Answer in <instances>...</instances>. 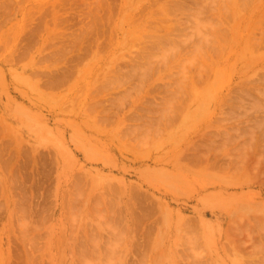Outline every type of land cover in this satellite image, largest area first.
<instances>
[{"label": "rangeland", "instance_id": "1", "mask_svg": "<svg viewBox=\"0 0 264 264\" xmlns=\"http://www.w3.org/2000/svg\"><path fill=\"white\" fill-rule=\"evenodd\" d=\"M191 3L0 0V264H264V174L223 169L246 145L264 166V0L247 60L230 58L232 0ZM166 33L176 41L143 74L139 53ZM223 63L203 111L195 101Z\"/></svg>", "mask_w": 264, "mask_h": 264}, {"label": "bare ground", "instance_id": "2", "mask_svg": "<svg viewBox=\"0 0 264 264\" xmlns=\"http://www.w3.org/2000/svg\"><path fill=\"white\" fill-rule=\"evenodd\" d=\"M137 1L138 0H134V5H136V7H137ZM196 1L197 0H195V4H196ZM255 2L256 1H258V0H254ZM253 0H242V1H240V2H243V4L246 6V9H244L243 11H241V9H240V7H237L238 5H239V2L237 1V0H232V6H233V8L231 9V13H230V21H232V23H231V26L229 27V31H230V35H229V38H228V45L231 47V45H232V41H235V42H237V45H240V46H237L238 47V49H236L237 47H235V49H236V52H235V49L234 50H232V51H234L235 53H234V56L232 55L230 58H232V57H236V58H245L246 60H247V57H246V54L247 53H252V51H253V49H254V46H252V43H251V39L250 38H247V35H248V30H249V24H250V21L252 20V18H254L253 17V13H254V6H255V2H254ZM195 4H193V3H191V5L190 4H188L189 6H190V8H192V7H197V5L195 6ZM257 4V3H256ZM187 5V4H186ZM185 5V6H186ZM194 5V6H193ZM202 5V4H201ZM200 5V6H201ZM192 6V7H191ZM168 7V6H167ZM172 9H173V7L172 6H170ZM170 7H168V8H170ZM135 8V7H134ZM190 8H188V9H190ZM200 8V7H199ZM188 9H187V11H188ZM196 9H198V8H196ZM196 9H194L192 12H191V16L190 17H192L193 19L192 20H195V22H197L196 20L197 19H199L200 17H202V16H200L199 18H198V13L199 12H197V10ZM201 10V9H200ZM256 10V9H255ZM188 13H189V11H188ZM200 14H202V13H200ZM134 16H135V14H134ZM138 17V16H137ZM135 19V18H134ZM191 20V19H190ZM200 20H201V18H200ZM199 20V21H200ZM203 21V20H202ZM201 21V22H202ZM189 22V21H188ZM144 23H145V20H143V19H140V20H138V24H139V26H143L144 25ZM164 23V22H163ZM163 23H161V26H163V28H164V24ZM166 23V22H165ZM163 24V25H162ZM168 25L170 24V23H167ZM197 24V23H196ZM184 25H186V24H184ZM188 25V24H187ZM139 26H137L138 28L137 29H134V34H137V33H141V29H139ZM183 27V26H182ZM187 27V26H186ZM142 28V27H141ZM196 30L198 31V32H202V30H199V26H197L196 25ZM166 29V28H165ZM200 29H202V27H200ZM182 33H184L183 31H181ZM204 32V31H203ZM203 32H202V34H203ZM172 33V32H171ZM166 34H168V33H166ZM170 34V33H169ZM168 34V35H169ZM186 34V33H185ZM201 34V35H202ZM167 35V37L164 39V41H163V39L162 40H160L159 38H160V36H161V34H160V36L158 37V40H157V42H155V47H156V49H152L151 48V50H148L147 51V48H145L146 50H143L142 52H140L139 53V56H138V60H137V62H136V65H137V68L138 69H140L141 71H142V73L144 74V73H146L150 68H151V66H152V64H151V60H152V57L154 56V54L156 53V52H160V55L159 56H161L163 59L165 58V53H164V51L163 52H161L160 51V49H164L165 48V44H167V43H170V42H172V41H176V39H172V37L170 38V36H172V34L171 35H169L168 36ZM137 36H139V35H137ZM199 37V36H198ZM198 37H197V39H198ZM201 37V36H200ZM173 38H174V36H173ZM188 38V37H187ZM178 39V38H177ZM194 39V38H193ZM192 39V40H193ZM196 39V40H197ZM178 40H180L181 41V39H178ZM177 40V41H178ZM191 40V41H192ZM196 40H193V41H195L196 42ZM193 41H192V43H193ZM202 41H203V39H202ZM177 43V42H176ZM176 43H175V48H176ZM191 43V45H193ZM16 44H18V43H16ZM181 44H183V43H179V45H181ZM236 44V43H235ZM152 45V44H151ZM165 45V46H164ZM190 45V46H191ZM203 45V44H202ZM163 46H164V48H163ZM182 46V45H181ZM167 47V46H166ZM173 47V48H174ZM180 47V46H179ZM234 47V46H233ZM158 48H159V50H158ZM172 48V46H171V50L173 49ZM182 48H183V46H182ZM207 48V47H206ZM150 49V48H149ZM166 49V48H165ZM167 49H168V47H167ZM166 49V50H167ZM194 49V48H193ZM233 49V48H232ZM173 50H176V49H173ZM191 50V49H190ZM204 50V49H203ZM231 51V50H230ZM145 52V53H144ZM182 52V51H181ZM180 51H177V55H182V53H181ZM197 52V50L195 49V53ZM203 52V51H202ZM20 53V52H19ZM178 53H180V54H178ZM168 54H170V53H168ZM172 54L173 55H175V52H172ZM183 54H185V53H183ZM232 54V53H231ZM171 55V54H170ZM230 54H228V56H229ZM227 56V57H228ZM155 57V56H154ZM245 59H244V61H245ZM227 60V59H226ZM230 60V59H229ZM229 60H228V62H229ZM233 61H235V59L234 60H232L231 62H233ZM153 63V62H152ZM224 63H226L225 61H224ZM223 63V65H222V67H220V68H218V70L216 71V72H213V73H211V75L209 76V78L206 80L207 81V93H206V95H204L203 97L202 96H200V97H202V98H200L199 96V98L198 99H196V101L195 102H199L200 101V103H199V106H201V109H203V111H205L206 110V107H209L210 105L209 104H211L212 102H215L216 101V90H218V88L221 86V83H222V81H224V76L226 75V73H227V71H228V68H229V66H227V65H225ZM226 64H228V63H226ZM237 65V64H236ZM231 66V65H230ZM228 67V68H227ZM230 71V70H229ZM229 74V73H228ZM230 75V74H229ZM109 82L110 81H108L107 83L109 84ZM113 90H116V92H119V90L118 89H115V88H113ZM129 94V93H128ZM167 97V96H166ZM166 97H164V98H166ZM135 99V98H134ZM136 99H139V97H137ZM167 99V98H166ZM155 101H157V100H155ZM110 107H109V113L111 114L112 113V115L113 114H115V119H117V120H119V119H123L122 117H120L119 116V112H117L116 110H113V107L115 106L117 109L118 108H120V107H122L125 103H126V93H118L117 95H115V96H112L111 97V99H110ZM157 102H160V101H157ZM134 103H136V100H135V102ZM139 103H140V105L139 106H141V107H145V108H147L148 110L150 109V108H152V105H150L151 103H150V101L149 102H145L144 100H140L139 101ZM162 104V103H161ZM196 104V103H195ZM163 105V104H162ZM165 107H166V105H164ZM170 106H171V104H170ZM196 106V105H195ZM198 108V107H197ZM196 109V108H195ZM152 110V109H151ZM263 110V109H262ZM152 112H153V110H152ZM109 113L108 112H106V113H104L105 114V116H106V120L108 121L109 119H110V117H109ZM135 113H136V115L138 116L137 117V119L138 118H142L143 117V115H142V113H144V112H140V111H138L137 109L135 110ZM145 114V113H144ZM147 115H148V113H146ZM164 114V113H163ZM150 115V114H149ZM114 116V115H113ZM113 116H112V118H113ZM145 116V115H144ZM247 116V115H246ZM147 117H149V116H147ZM227 118V117H226ZM152 119V118H151ZM150 119V120H151ZM237 120V119H236ZM86 121V120H85ZM87 122V121H86ZM89 125H91V124H89ZM92 126H94V125H92ZM96 126V125H95ZM95 126L94 127H92V128H95ZM188 126V125H187ZM239 127V126H238ZM256 127V126H255ZM258 127V126H257ZM133 129H134V127H133ZM251 129V128H250ZM224 130H226V129H224ZM258 130V129H257ZM227 131V130H226ZM261 131V130H260ZM228 132H229V134L231 135L232 133H231V131H229L228 130ZM235 132V131H234ZM142 133H144V132H142ZM142 133L140 134V136H139V138L142 136ZM188 134V133H187ZM236 133H234V135H235ZM211 136V135H210ZM226 136H227V134H226ZM240 136V135H239ZM244 136H246V135H244ZM250 136H251V138L253 139V137L254 136H257V134L256 133H254V131H251V133H250ZM249 136V137H250ZM212 138H211V140L213 139V136H211ZM224 137V136H223ZM222 137V138H223ZM261 137V136H260ZM264 137V136H263ZM208 138V137H207ZM215 138V137H214ZM220 138H221V136H220ZM230 138H232V136H229V137H224L222 140H221V145L223 146L222 148V150H221V152L223 153H227V150L225 149L226 147L224 146V144H225V142H227ZM259 138V137H258ZM209 139H210V137H209ZM217 139H218V137L216 138V141L213 139L212 140V143L211 144H209V146H210V148H212V144L214 143V146H216V145H218L217 144ZM243 139H244V137H243ZM244 140H246V139H244ZM255 140H257V139H255ZM255 140H252V141H255ZM209 146H204L205 147V149H206V152L204 153V154H201L200 155V160L201 161H203V159L205 158V164L208 166H210V165H213L214 164V162L213 161H209L208 160V156H209V153H210V148H209ZM240 152V154L237 156V158H235V160L234 161H227L225 164H226V166H224V168L223 169H226V171H227V169H229L230 167H232L234 164V166L236 167V166H238L237 167V169H239L240 171V173H245V175L246 174H248L249 176H247V178L246 177H244V179H246L247 180V182H248V180L250 179L251 181H252V179H251V177L252 178H254L255 180H260L261 179V176H263V174H264V166L259 162V158H258V156H256V152H252L251 151V149L250 148H248V145H246V146H244L243 148H242V150H240V151H238V152H236V153H239ZM232 160V159H231ZM204 164V165H205ZM261 164V165H260ZM215 165V164H214ZM206 167V166H205ZM212 167H214V166H212ZM216 167V166H215ZM214 167V168H215ZM217 167H218V165H217ZM216 167V168H217ZM202 168H204V167H202ZM218 169H219V167H218ZM217 170V169H216ZM206 171H209V169L207 170L206 169ZM205 171V173L203 174V173H200V174H203V175H205L207 172ZM214 172V170H211L210 172ZM223 171V170H222ZM190 172V171H189ZM201 172H202V170H201ZM224 172V171H223ZM223 172H220V174L219 175H221L220 177H223V178H228V174H227V172H225L228 176H226V177H224L223 175L225 174H221V173H223ZM231 172V171H230ZM209 173V172H208ZM218 173V172H217ZM199 174V173H198ZM199 174V175H200ZM214 175H216V172L215 173H213ZM230 174V173H229ZM232 174V176H234L233 174H235V176L233 177V178H238L239 179V176H240V174H237L236 172L235 173H231ZM203 175H201V177L203 176ZM210 175V174H209ZM218 175V176H219ZM237 175H239V176H237ZM211 176V175H210ZM217 176V175H216ZM232 176H229V178L230 179H232ZM237 176V177H236ZM204 177V176H203ZM213 177V176H212ZM250 177V178H249ZM200 178V177H199ZM208 178H210V177H208ZM243 177H241V179H242ZM207 178H205L204 179V182L206 183V182H208L209 184H210V182H212L213 183V181L211 180V181H209V180H206ZM212 179H214V178H212ZM216 179V178H215ZM214 179V180H215ZM219 179H222V178H219ZM201 180V182H202V179H200ZM206 180V181H205ZM225 180V179H224ZM245 180V181H246ZM249 180V181H250ZM216 181H220V180H216ZM215 181V182H216ZM222 181V180H221ZM221 181L219 182V183H221ZM203 182V183H204ZM223 182V181H222ZM225 182H230V183H233V182H231V181H225ZM225 182H224V184H225ZM241 182V181H240ZM208 184V185H209ZM234 184V183H233ZM221 192V191H220ZM223 194V193H222ZM206 195V194H205ZM218 197V196H217ZM217 197H215V198H217ZM220 197H221V193H220ZM228 197V196H227ZM203 198V197H202ZM219 198V197H218ZM221 198H223V195H222V197ZM204 199V198H203ZM225 199V198H224ZM212 200V199H211ZM214 200V199H213ZM215 201V200H214ZM161 203V202H160ZM160 203H158V204H160ZM241 205H243L242 203H241ZM160 206V205H159ZM162 206V205H161ZM244 210V209H243ZM238 214V213H237ZM114 217V216H113ZM101 225V224H100ZM122 226V225H121ZM152 226V225H151ZM130 227V226H129ZM150 227V226H149ZM156 227H158V225L156 226ZM155 227V228H156ZM98 230H101V229H98ZM158 231V230H157ZM127 232V231H126ZM180 232V231H179ZM104 233V232H103ZM157 233V232H156ZM99 234V233H98ZM109 235V234H108ZM101 237V236H100ZM118 237V236H117ZM122 237V236H121ZM209 237V236H208ZM127 238V237H126ZM111 239V238H110ZM108 247V246H107ZM121 247H123V246H121Z\"/></svg>", "mask_w": 264, "mask_h": 264}]
</instances>
